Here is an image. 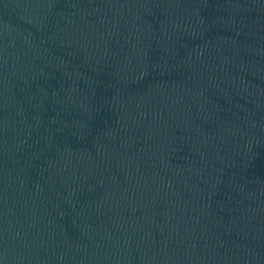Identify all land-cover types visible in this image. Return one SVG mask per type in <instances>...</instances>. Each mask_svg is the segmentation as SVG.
<instances>
[{
    "label": "water",
    "instance_id": "obj_1",
    "mask_svg": "<svg viewBox=\"0 0 264 264\" xmlns=\"http://www.w3.org/2000/svg\"><path fill=\"white\" fill-rule=\"evenodd\" d=\"M0 264H264V0H0Z\"/></svg>",
    "mask_w": 264,
    "mask_h": 264
}]
</instances>
